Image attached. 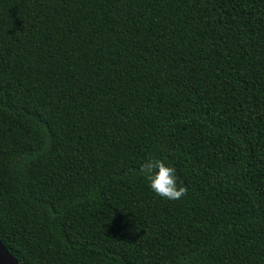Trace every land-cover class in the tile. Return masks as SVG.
Returning <instances> with one entry per match:
<instances>
[{"label": "trees", "instance_id": "1", "mask_svg": "<svg viewBox=\"0 0 264 264\" xmlns=\"http://www.w3.org/2000/svg\"><path fill=\"white\" fill-rule=\"evenodd\" d=\"M149 155L185 196L147 187ZM0 241L18 264H264V0H0Z\"/></svg>", "mask_w": 264, "mask_h": 264}, {"label": "clouds", "instance_id": "2", "mask_svg": "<svg viewBox=\"0 0 264 264\" xmlns=\"http://www.w3.org/2000/svg\"><path fill=\"white\" fill-rule=\"evenodd\" d=\"M147 187L158 197L167 200H179L187 193L186 187L179 181L177 170L166 158L149 155L138 168Z\"/></svg>", "mask_w": 264, "mask_h": 264}, {"label": "water", "instance_id": "3", "mask_svg": "<svg viewBox=\"0 0 264 264\" xmlns=\"http://www.w3.org/2000/svg\"><path fill=\"white\" fill-rule=\"evenodd\" d=\"M0 264H18L17 260L8 252L0 241Z\"/></svg>", "mask_w": 264, "mask_h": 264}]
</instances>
